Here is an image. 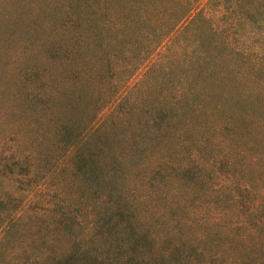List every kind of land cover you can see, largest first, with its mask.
I'll use <instances>...</instances> for the list:
<instances>
[{"label": "trees", "instance_id": "16d2710c", "mask_svg": "<svg viewBox=\"0 0 264 264\" xmlns=\"http://www.w3.org/2000/svg\"><path fill=\"white\" fill-rule=\"evenodd\" d=\"M59 13L67 21H58ZM43 16L48 24L42 27L44 21L39 19H44L38 15L31 28L35 30L27 36L40 35L55 66L48 76L36 80L38 71L32 69L13 95L33 105L46 103L42 114L51 122L50 131L64 138L70 174L81 181V190L97 199L87 222L91 223L88 230L101 238L94 253L75 245L56 264H264V182L243 178L262 169L260 153L251 151L254 146L235 151L236 146L229 144L220 155L210 157L201 156L197 146L186 153L184 163L164 164L156 153L158 145L174 138L166 133H175V127L191 122L205 107L225 99L236 102L237 88L242 99L250 98L249 94L242 97L239 81L245 65L241 68L236 60L244 56L242 63L249 68L255 65L243 53L247 48L244 51L240 37L264 39V0H69ZM96 20L95 34L83 30L46 36L49 27L59 22L78 27ZM193 25H198L194 44L180 45L175 57L166 56L167 45L130 86V79L174 32L170 43L182 36L190 39L185 35L191 34ZM142 38L148 39L142 51L134 61L127 60L122 47ZM86 49L103 57L111 50L122 54L106 61L100 57L96 74L68 71L73 56ZM28 78L33 85H25ZM148 78L154 88L140 94ZM108 84L113 94L101 106L109 105L107 118L96 123L97 118L90 132L75 133L71 112L86 101L90 87L106 94ZM230 134L233 141L241 137ZM2 152L0 173L10 174L15 167L23 170L33 160L17 148ZM224 166L226 171L221 170ZM175 174L181 189L176 206L170 209L180 212L175 213L173 243L167 230L154 235L149 212L175 193V188L168 193L169 184L175 186ZM219 182L224 183V194ZM203 190L223 196V209L234 214L228 229L237 233V249L202 248L186 235L199 217L190 201L198 191L206 193ZM206 237L207 233L198 240L205 242ZM235 250L236 257L231 253Z\"/></svg>", "mask_w": 264, "mask_h": 264}, {"label": "rangeland", "instance_id": "374dc122", "mask_svg": "<svg viewBox=\"0 0 264 264\" xmlns=\"http://www.w3.org/2000/svg\"><path fill=\"white\" fill-rule=\"evenodd\" d=\"M68 1L0 0V150L5 154L17 148L29 153L33 159L23 170L15 167L10 174L0 173V264H56L67 251L74 249L75 245L82 249L86 247L91 253L100 245L101 238L88 230L91 223L87 222L96 210L97 199L87 191L81 190V181L70 174L64 138L50 131L51 122L42 114L41 109L46 103L39 101L33 105L13 95L20 89V85L24 84L22 81L25 76L27 74L30 76L32 69L38 71L34 73L33 80L38 79L40 75L48 76L53 70L51 68L55 63L47 57L48 48L43 39L41 40L39 34L34 37L27 35L35 30L31 29L35 17L42 16L44 20L39 19V22L44 21L42 27H45L48 19L45 21L43 15L46 12L48 14L51 8L58 6L60 2ZM59 15L61 17L58 21H67L63 14ZM97 21L86 25L81 23L78 27L70 25L69 22L66 24L59 22L53 29L49 27L46 36L61 37L67 35L69 31L79 33L83 30L95 34V30L99 29ZM196 28L198 25H193L191 34L185 35L190 39L183 40L182 36L178 41L175 42L174 39L170 43L174 32L165 42L167 44L164 43L158 52L150 57L145 67L130 79V86L141 79L145 68L167 45L166 56L175 57L180 45L194 44L198 37ZM240 39L244 51L247 48L243 53H246L249 60H255L252 68H249L246 62L242 63L244 56L243 59L236 60L241 64V68L245 65L243 72L241 70L242 79L239 81L242 97L249 94L250 98L248 96L247 99H242L237 88L236 102L232 99L219 100L205 107L191 122L175 127V133H166L174 138L161 143L160 147L157 146L156 153L162 163L177 161L184 163L186 153L194 151L197 146L201 156L206 154V157H210L220 155L229 144L236 146L235 151L252 144L254 147L251 151L260 153L262 169L259 173L248 172L243 178L255 181L261 179L264 182V39H250L244 36ZM138 40L135 44L128 42L122 47V52L126 53L129 61L136 59L137 54L144 48L145 40L148 39ZM116 53L121 52L111 50L103 57L86 49L82 54L73 56V65H69L67 69L92 71L96 74L100 57L106 61L113 59ZM33 80L28 78L25 85H33ZM149 80L148 78L146 85ZM151 85L153 81L148 84L149 88L143 87L140 94L153 89L154 86ZM107 86L109 90L106 94L105 92L98 94L100 88L90 87L89 93H86V101L71 112V123L74 125L75 133L90 132L97 122L101 123L107 118L109 105L101 107L113 94V87L110 84ZM52 107L54 108L53 105ZM131 120L133 123L135 118ZM230 133L241 137L233 141ZM205 137L206 141L199 142ZM221 170L226 171V167ZM158 178L156 183L159 181ZM176 179L175 174V186L171 182L168 191L169 193L175 188V193L161 199L159 205L151 208L149 212V223L154 228V235L158 236L157 230L161 231V235L167 230L173 243L175 213H180L175 212V209L170 210L176 206L181 189ZM220 184L222 185L220 191L224 194L222 191L224 183L219 182L218 187ZM204 192L206 193L198 191L190 201L194 213L202 217L201 221L199 217L196 219L186 235L191 236L192 241L202 248L220 250L231 246L237 249L239 247L235 241L237 233L228 229V223L234 214L223 209L226 204L223 196L218 197L215 193ZM205 233H207L205 242L198 240V237ZM231 253L235 256L239 252L235 250Z\"/></svg>", "mask_w": 264, "mask_h": 264}]
</instances>
